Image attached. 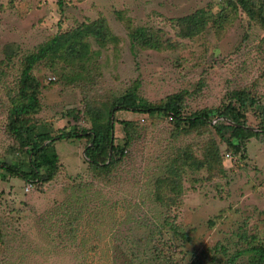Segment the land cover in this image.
I'll list each match as a JSON object with an SVG mask.
<instances>
[{
	"label": "rangeland",
	"instance_id": "1",
	"mask_svg": "<svg viewBox=\"0 0 264 264\" xmlns=\"http://www.w3.org/2000/svg\"><path fill=\"white\" fill-rule=\"evenodd\" d=\"M229 4L0 0V159L23 164L27 157L5 128L22 57L54 34L94 21L109 37H88L89 54H50L33 67L36 132L89 128L134 83L151 102L181 92L185 115L220 107L234 89H248L264 104V24ZM201 9L210 16L205 28L182 35L183 18ZM137 27L153 33L157 48L131 38ZM7 43L17 51L10 60L1 50ZM259 112L246 113L256 130ZM112 119L115 142L125 139L121 120L135 132L108 173L87 162V138L68 137L53 144V178L0 174V264H224L247 243L264 242V132L234 152L211 125L178 127L162 115L124 110ZM171 167L180 182L166 176ZM246 261L242 255L235 264Z\"/></svg>",
	"mask_w": 264,
	"mask_h": 264
},
{
	"label": "trees",
	"instance_id": "2",
	"mask_svg": "<svg viewBox=\"0 0 264 264\" xmlns=\"http://www.w3.org/2000/svg\"><path fill=\"white\" fill-rule=\"evenodd\" d=\"M228 1L229 5L232 6L239 4L250 18H257L264 24V0ZM204 10L201 9V11L196 12L197 14H189L183 18L186 26L182 27V35L191 36L205 28L210 16L203 15ZM226 12H223L222 15L218 14L219 18L216 21L218 24L220 19L226 18ZM212 20L215 21L214 18ZM106 31L105 26L99 25L97 21L85 23L82 27H76L71 31L54 34L49 40L38 45L35 51L22 57L16 85V99H13L14 96L10 99V105L6 110L5 128L16 140V150L24 152L27 157L23 164L18 161L0 159V174L2 176L9 174L31 182H45V180L53 178L58 162L53 144L57 139L68 137L87 138L84 148V156L87 162L93 167L104 169V173H108V167H112L124 155V149L131 144L132 135L135 132L129 120H121L125 139L120 143L114 141L112 117L117 110L132 111L150 116L162 115L173 120L176 126L184 128H186L185 126L211 125L219 137L225 141L227 147L234 152L243 151L247 139L259 132H264V104H261L256 95L248 89L231 90L226 101L220 107L204 108L185 115L181 112L183 102L181 92L167 95L164 100L159 102H151L139 95L137 92L138 83L132 84L124 93L116 96L109 107L100 113L97 112L92 117L89 128L62 129L55 135L45 129L36 132L35 124L30 119V114L37 109L39 104L38 92L35 86L38 81L33 75V67L39 61L47 59L50 54L60 56L66 51L71 56H85L89 54L87 38L92 36L98 40L103 38L105 34L109 37L108 31L107 33ZM130 35L140 45L144 44L145 47L156 46L157 48V39L151 31L144 27H137ZM12 44L7 43L1 49L8 60L17 53L15 45ZM256 107L259 108V116H262L261 129L257 130L246 123L247 109ZM166 170V176L170 178L174 176L173 180L180 182V172L177 169L171 167ZM170 174H173V176L171 177ZM217 249L224 251V247L221 245ZM242 255L247 257V264H264V242L247 243L244 247L235 250L233 254L225 258L224 264H235L236 260ZM214 261H212V264H216Z\"/></svg>",
	"mask_w": 264,
	"mask_h": 264
},
{
	"label": "built area",
	"instance_id": "3",
	"mask_svg": "<svg viewBox=\"0 0 264 264\" xmlns=\"http://www.w3.org/2000/svg\"><path fill=\"white\" fill-rule=\"evenodd\" d=\"M28 189V188H27Z\"/></svg>",
	"mask_w": 264,
	"mask_h": 264
}]
</instances>
